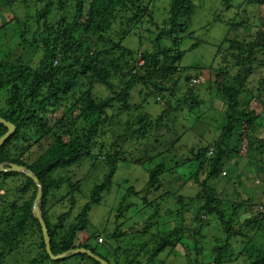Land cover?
<instances>
[{
  "label": "trees",
  "instance_id": "trees-1",
  "mask_svg": "<svg viewBox=\"0 0 264 264\" xmlns=\"http://www.w3.org/2000/svg\"><path fill=\"white\" fill-rule=\"evenodd\" d=\"M24 2L27 16L19 17L13 0H0V117L16 126L0 148V163L24 165L39 178L53 253L84 247L109 264H168L173 255L184 252L194 260L187 264H200L194 259L203 250L198 246L200 225L215 218L229 243V234L236 232L234 219L226 218L227 210L217 203L220 192L212 182L232 179L228 170L236 166L226 160L230 149L225 145L229 139L233 142L238 129L248 143L247 155L237 149L233 160L262 162L264 170V141L254 138L259 108L264 110V0ZM159 3H165L163 11ZM159 11L161 22L156 19ZM217 24L228 27L221 37L213 34ZM11 28V41L21 50L1 45L2 33ZM134 29L137 44H128ZM210 48L211 57L205 61L197 50ZM189 56L193 60L188 64ZM214 99L223 103L222 108L205 114ZM193 100L201 102L203 117L187 120V127L216 122L220 132L213 141L201 143L204 132L199 129L195 134L169 128L167 121L179 122ZM56 111L59 116L50 121ZM162 127L177 143L194 142L197 148L173 168L167 161L151 163L165 151L169 154L163 139L153 138V131ZM7 131L0 123V137ZM141 143L150 147L151 156L146 150L144 157L135 152ZM189 160L198 167L183 180L175 171ZM128 161L146 166L152 195L148 198L145 187L131 186L119 208L109 210L108 226L91 228L93 207L110 189L120 162ZM98 164H105L107 172L102 181L91 180L93 187L83 203V187L91 178L87 172ZM37 191L25 174L0 172V264H71L72 257L78 258L75 264H101L86 253L51 258L42 225L33 214ZM143 194L147 213L140 221L129 218L132 206L127 199ZM189 211L199 222L191 229L183 226ZM246 224L256 227L260 221L255 217ZM84 232L90 238H83ZM221 248L210 256L213 264H223ZM21 249L24 256L11 263L10 257ZM163 253L168 256L162 258ZM248 259V264H264V248L250 253L244 264Z\"/></svg>",
  "mask_w": 264,
  "mask_h": 264
},
{
  "label": "rangeland",
  "instance_id": "rangeland-1",
  "mask_svg": "<svg viewBox=\"0 0 264 264\" xmlns=\"http://www.w3.org/2000/svg\"><path fill=\"white\" fill-rule=\"evenodd\" d=\"M15 4V8L13 9L14 13L19 15V17H25L27 16L28 12V5L25 7L26 2L24 0H13ZM40 3V2H39ZM161 6V9L163 11L165 3H159ZM162 11H159L156 14V19L158 22H161L164 18ZM211 17V15H208ZM205 24L207 23L206 19L207 17H202ZM213 34L215 36L221 37L223 34H225L228 30V27L226 25L217 24L213 27ZM135 29L134 33L130 35V37L127 39L128 44H137V39L135 36ZM2 35L5 38V41H1V45H3V48H11L13 47L15 50H21L20 47H17V44L11 41L14 30L12 31V28L7 31L6 33L3 32ZM199 54L204 53L205 55V61L211 57L212 49L210 50H197ZM193 57L189 56L187 58V63L192 62ZM106 91H100L99 94H104ZM203 96V95H202ZM204 96H207L204 94ZM203 96V97H204ZM177 99V95L172 98V102ZM135 101H140V98H136ZM211 104L210 108L205 110V114L209 111V114L211 110H214L215 108L221 109L223 106V103L220 100H213V103ZM255 104H257L255 102ZM188 107L190 110L185 108L184 113H180V121L176 123V120L172 119V121H167L170 125L169 128H172L174 126L178 127L181 131H194L196 134V131L194 129H199V132H204V137L202 138L203 142L214 140L217 138V132H220L218 130V124L216 122H213L215 119L212 117L210 120L213 122L209 126L205 124H197L194 127L190 128L187 127V120L192 121L196 119V117H203V107L201 102H196L193 100L188 102ZM260 118L258 119V122L260 123V126L257 131L254 132V138H257L261 141H264V110L259 108ZM173 115H176L174 112ZM50 121L54 119L55 117L59 116V112H54V114L50 115ZM205 116V115H204ZM181 123L185 124L186 126H182ZM178 128H176L178 130ZM164 131L166 135H162L159 133ZM159 131H153V138L161 137L163 139V143L165 144V150L169 149V154L165 151V155L160 159L158 158L157 162L152 161V165L155 163L160 162H169L171 165V168L175 167L179 163H181L182 159H185L187 157H192L191 150L194 148L195 150L196 145L194 142H187V141H179L177 143L176 137L172 136L171 132L168 128H161ZM215 131V132H214ZM242 129H238L236 132V136L233 139V142H231V139L227 141L226 147H228L229 153L226 155V160H232L231 163H234L235 168L228 170L229 173L232 175V179L229 180V183L227 181L221 180L222 177L212 182L214 187L220 192L219 198L217 200V203H220V208L225 210L228 214L226 218H229L230 216L234 219V230L235 233L229 234L230 240L229 243L227 241L228 233L224 228L221 226L220 222H218L215 218V220H208V222L205 220L200 225V235L202 238L201 244H198V246L202 247L203 250L200 251L199 256H195L194 259H197L196 262L200 264H212L213 259L210 256L214 257V251H216L217 248H221V252H223V264H244L245 258L251 253L253 254L257 249L264 248V170L261 169L262 162L259 163H252L248 162L246 158L243 159L242 163L238 164L233 160L236 157V150L241 149L242 155H247V148L248 143L246 140H242L240 137V132ZM198 132V135H199ZM175 141V143H174ZM198 146V145H197ZM138 149L135 150V152H139L141 157L145 156V150L147 151L148 155L150 154V147L144 146V143L139 144ZM151 147H153V143L151 144ZM149 148V149H147ZM256 151H260L261 149L257 148L254 149ZM139 157V156H138ZM264 157V156H263ZM133 162V161H131ZM131 162H120V167L116 171L115 175L113 176L111 182L109 183V190L106 191L103 194L102 201L95 205L93 207V212L90 215V220L92 221V224H89L91 228H99L100 227H107L108 225H105V218L109 216V210L115 211V209L119 208L120 200L123 199L125 193H129L128 188L131 186H134L135 189L141 190L144 187L146 189H149L146 185L148 181V170L145 169V165L135 164ZM184 166H179L176 169V174L180 177H184V179L190 178L193 176L195 169L198 167L197 162L189 160L186 163H182ZM237 164V165H236ZM254 164V165H253ZM150 166V164H148ZM149 169V168H148ZM107 172V166L105 164H98L94 167H92L91 171L87 172L88 174H91V178L87 180L85 186L83 187V193L84 198L82 200L83 203H85L90 195V190L92 189L93 185L91 183V180H103V177L105 173ZM258 172L260 174H258ZM206 171L202 174V178H205ZM221 176H227L225 174H222ZM88 178V177H87ZM190 186L193 183V179H190ZM182 181V180H180ZM169 183V182H168ZM166 183V184H168ZM179 183V181H178ZM13 184V183H12ZM228 187H226L227 185ZM149 195H152V189H149ZM109 192V193H107ZM132 194V192H130ZM129 194V195H130ZM156 196H158V192L155 193ZM135 195V194H132ZM144 200V194L143 196L140 195L139 197L130 196L127 199V205H131L132 207L127 212V216L132 219H137L140 221V217L144 215V213H147L145 210L146 205L143 203ZM147 204V203H146ZM148 209V208H147ZM113 211V214L109 217L111 221L113 222L115 213ZM126 214V213H125ZM258 218L260 221V225H255L252 227L251 225H247L246 221L251 218ZM195 220L192 212H186V215H184V221L183 226L189 229L190 227L195 226L196 224L199 225V222ZM228 220V219H226ZM196 223V224H195ZM196 225V226H197ZM102 229V228H101ZM191 229V228H190ZM83 238H90V233H82ZM226 246L227 249H224ZM25 249H21L23 251ZM28 250V249H26ZM211 252V253H210ZM217 252V251H216ZM22 256V252L19 254V252H15L10 259H12L11 263L13 261H20ZM168 255L166 253L162 254L163 257H167ZM162 258L160 260H162ZM171 261L168 259V264H187V261L194 262L193 259H190L187 257L184 252L183 254L181 252H177V254L173 255L172 258H170ZM78 261V258L72 257L70 258V263L75 264ZM249 259L246 260V263L248 264ZM21 263V262H19Z\"/></svg>",
  "mask_w": 264,
  "mask_h": 264
},
{
  "label": "water",
  "instance_id": "water-1",
  "mask_svg": "<svg viewBox=\"0 0 264 264\" xmlns=\"http://www.w3.org/2000/svg\"><path fill=\"white\" fill-rule=\"evenodd\" d=\"M0 123H3L8 128V131L2 137H0V148H1L4 145V143L14 134V132L16 131V126H15V124L6 120L3 117H0ZM0 172L23 173L26 176L32 178L34 180V182L36 183V185L38 187V191H37V194H36V197L34 200V204H33V214L35 215L36 218L39 219V221L42 225L44 241L46 244V250L52 259L59 260V259L68 258L70 256L77 254V253H86V254L90 255L91 257H93L94 259H96L97 261H99L101 264H109L108 261H106L105 259L101 258L97 254L93 253L91 250L86 249L84 247L76 248V249L55 255L52 251V248H51L49 231H48L46 222H45L43 215H42L41 200L43 197V187H42V184L40 183L39 178L35 175V173L32 170H30L29 168H27L24 165H19L17 163H5V162L0 163Z\"/></svg>",
  "mask_w": 264,
  "mask_h": 264
},
{
  "label": "clouds",
  "instance_id": "clouds-1",
  "mask_svg": "<svg viewBox=\"0 0 264 264\" xmlns=\"http://www.w3.org/2000/svg\"><path fill=\"white\" fill-rule=\"evenodd\" d=\"M213 264V263H212Z\"/></svg>",
  "mask_w": 264,
  "mask_h": 264
}]
</instances>
